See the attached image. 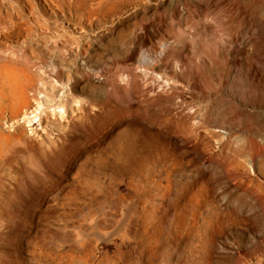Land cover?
I'll return each mask as SVG.
<instances>
[{
    "label": "rangeland",
    "instance_id": "1",
    "mask_svg": "<svg viewBox=\"0 0 264 264\" xmlns=\"http://www.w3.org/2000/svg\"><path fill=\"white\" fill-rule=\"evenodd\" d=\"M264 264V0H0V264Z\"/></svg>",
    "mask_w": 264,
    "mask_h": 264
},
{
    "label": "bare ground",
    "instance_id": "2",
    "mask_svg": "<svg viewBox=\"0 0 264 264\" xmlns=\"http://www.w3.org/2000/svg\"><path fill=\"white\" fill-rule=\"evenodd\" d=\"M178 264H181L180 262Z\"/></svg>",
    "mask_w": 264,
    "mask_h": 264
}]
</instances>
